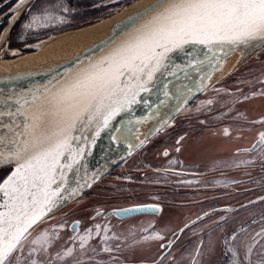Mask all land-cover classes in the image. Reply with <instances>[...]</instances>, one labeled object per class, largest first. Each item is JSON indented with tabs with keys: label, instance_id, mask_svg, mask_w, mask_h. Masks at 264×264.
I'll return each instance as SVG.
<instances>
[{
	"label": "snow or ice",
	"instance_id": "obj_1",
	"mask_svg": "<svg viewBox=\"0 0 264 264\" xmlns=\"http://www.w3.org/2000/svg\"><path fill=\"white\" fill-rule=\"evenodd\" d=\"M24 3L25 0H17L16 7ZM51 18L45 12L42 16H34L32 23ZM140 20L143 22L137 23ZM122 24L128 30L123 40L77 69L59 87H54L50 81L42 90L32 92L31 100L25 99L17 108L16 114L23 116V120L8 129L11 138L0 137V163L15 164L11 175L0 184L4 198L0 203V264H41L32 253L47 252L51 242L48 233L41 231L31 241L38 247H30L27 257L23 241L30 235V229L63 199L65 169L71 170L73 165H78L85 151L83 145L73 142L82 137L87 140L84 133L89 129H94V142L95 136L108 127L114 117L140 103L141 93L156 88L165 73L175 75L174 71L168 72L169 67H178L171 65L170 54L183 52L186 45H193L194 51L195 46L203 47L204 58L189 53L190 62L185 65V68L194 66L195 71L201 72L205 61L210 70L218 67L217 49L227 55L241 44L256 40L264 43V0H152L126 17ZM129 25L134 27L129 29ZM210 74V71L203 72L200 82ZM183 87H187L188 92L192 90L187 85ZM163 95H172L178 102L187 99L179 88L172 93L168 84H164ZM148 118L140 117L137 123ZM257 146L264 160V133L259 134ZM256 235H264V229ZM153 238L160 237L157 234L142 237L143 240ZM80 239L83 249L86 239ZM255 243L253 240V245L247 247L243 261L237 258L233 264L245 261L253 264L251 256ZM160 247L165 246L161 244ZM72 252L69 248L64 256ZM200 255L201 248L197 246L192 264H200L197 259ZM232 255L237 257L235 251ZM258 264H264V257Z\"/></svg>",
	"mask_w": 264,
	"mask_h": 264
},
{
	"label": "flooded vegetation",
	"instance_id": "obj_2",
	"mask_svg": "<svg viewBox=\"0 0 264 264\" xmlns=\"http://www.w3.org/2000/svg\"><path fill=\"white\" fill-rule=\"evenodd\" d=\"M16 3L17 0H0V43L5 41L2 46L10 50L4 59H11L12 49L21 47V43L12 44L10 36L16 23L27 14L22 12L30 9L27 6L12 24ZM119 11L109 10L105 14L113 15ZM34 42L31 41V44ZM19 51L21 54L29 53ZM258 86L264 89V75L254 84V87ZM247 92L234 95L235 100L239 98L237 103L264 98V93L246 95ZM216 102H221L223 107L218 108L217 105L211 112L199 111L202 116L198 119L196 136L199 149L197 164L188 163V160L181 162L182 170L158 172L166 177L162 180L164 184L149 186L143 200L137 195L128 201L120 200V209L146 207L150 210L118 219L122 226L129 224V220L137 223L143 220L148 223L143 228L145 234L146 227L155 231L161 219L164 224L175 221L180 225L170 232L167 230V237L165 232L164 236L159 231L158 234L163 236L161 239H166L156 249L145 246L142 254L135 247L126 248L122 236H129L120 233L119 264H192L197 246L202 253L197 257L200 264H233L237 258L243 261L246 249L253 245V240L256 242L251 256L253 264H258L264 257V235H256L264 229V160L254 163L253 159L261 151L257 145L259 134L264 133V112L258 117H251L247 111H236L234 107L238 104H232L234 100ZM216 140L220 143H212ZM205 159L213 163H204ZM71 225L74 229L78 224L72 222ZM169 242H172L171 247ZM161 244L165 247L161 248ZM232 251L237 253V257H233Z\"/></svg>",
	"mask_w": 264,
	"mask_h": 264
},
{
	"label": "rangeland",
	"instance_id": "obj_3",
	"mask_svg": "<svg viewBox=\"0 0 264 264\" xmlns=\"http://www.w3.org/2000/svg\"><path fill=\"white\" fill-rule=\"evenodd\" d=\"M117 1L120 3L116 4ZM135 1L138 0H36L27 7V9L30 8L29 10L22 12V14H27L23 15V19L16 23V29L14 28L11 33L12 44L16 46L17 43H21L20 48L12 49V58L34 52L36 46L51 37L99 23L114 15H107L106 11H121ZM86 11L90 12L92 19L84 17ZM45 12L52 18L32 23L34 16H42ZM29 24L32 26L26 27ZM31 41L35 42L31 44ZM19 50H26L29 53L21 54ZM1 52L3 59L7 55L6 53L10 54V50L8 51L5 45L2 46ZM263 75L264 47L242 64L235 66L227 76L216 81L202 95L196 97L183 114L172 119L136 154L110 171L77 202L37 227L31 236L23 242L25 245L24 256L29 255L30 247H38V245H32L31 241L41 231H46L51 241L47 252L32 253V257L40 261L41 264H75L77 261L79 264H119L120 233L129 236L127 238L122 236L124 246L129 249L135 247L140 251V254L144 253L145 246L153 249L158 248L159 243L169 234L166 231L170 232L180 224L175 221L164 224L161 219L158 220L160 224L155 227L157 233L154 229L146 227L145 234H143V228L148 224L143 220L139 223L129 220L130 225L124 223L125 225L122 226L120 220L115 217L105 218L103 214L107 211L120 209V200L128 201L134 195L140 196V199L143 200L144 195L147 196L149 186L164 184L162 180L166 177L162 175L163 173L182 170L180 169L181 162L189 160L188 163L197 164L199 149L196 136L198 119L199 116H202L199 111L204 109L211 112L216 109L217 105L218 108H222L221 102L223 101L217 103L218 100H234L235 103H232L233 101L231 103L238 104L234 107L236 111L241 113L247 111L251 117L262 115L264 98H255L240 104L237 103L239 98L235 100L234 95L247 91L246 95L251 92L264 93L262 87H254V84L259 82ZM251 88L253 89L251 90ZM230 97L233 99H229ZM212 143L218 144L220 141L216 140ZM260 156L261 151H258L253 157L254 163L262 160ZM204 163H213V161L205 159ZM5 177L6 175L2 180ZM72 222L78 224L74 229L71 227ZM159 231L162 232V235L166 233V237L161 239L163 236L158 234ZM153 234H157L160 238L142 239L144 236ZM80 237L86 239L83 249L80 248L82 243ZM69 248L73 252L65 257L64 252ZM105 248H108L109 251H104ZM81 252L84 253L83 256H81Z\"/></svg>",
	"mask_w": 264,
	"mask_h": 264
},
{
	"label": "water",
	"instance_id": "obj_4",
	"mask_svg": "<svg viewBox=\"0 0 264 264\" xmlns=\"http://www.w3.org/2000/svg\"><path fill=\"white\" fill-rule=\"evenodd\" d=\"M34 1L36 0H25V3L20 8L16 7L17 3L14 5L12 24L18 19L21 12ZM123 11L124 8L107 18V20L114 18L117 14H122ZM137 11L115 21L105 37L84 48L80 53L69 59L35 70H22L0 76V137L7 136L9 139L11 138L8 129L13 125H19L23 120V116L16 114L17 108L23 105L25 99L31 100L32 92L38 89L42 90L50 81L53 82L54 87H59L77 69L88 64L90 61L96 60L123 40L128 30L124 28L122 21ZM142 22V20L137 21V23ZM132 27L134 25L128 26L129 29ZM10 28H8L6 33L9 32ZM41 44L36 46L35 50H38ZM263 47L264 43L256 40L235 47L227 55L217 49L215 56L220 58L218 67L215 70H210L207 61H205L204 68L201 72L195 71L194 66L185 68V65L190 62L189 53H192L200 59L204 58L205 52L202 46H195L196 50L194 51L193 45H186L183 52L175 51L171 53L170 63L178 67H169L168 72L171 73L174 71L175 75L165 73L160 78L156 88L148 93H141V97L138 98L140 99V103L133 104L130 109L114 117L110 121L109 126L102 128L99 135L95 136L94 142V129H89L84 133L88 137L87 140L82 137L79 141L73 142L74 144L79 143L83 145L85 151L78 165H73L71 170L65 169L67 172V177L65 178L66 183L64 188L61 189L63 199L58 202L56 208L50 214L30 229V234L37 227L48 222L73 203L77 202L96 183L107 176L110 171L136 154L149 140L164 129L172 119L185 111L196 97L202 95L208 88L215 84L217 81L216 76L220 73L228 58L232 55H238L240 57L239 61L235 63V67L242 64ZM208 71L211 73L210 76L200 82L203 72ZM187 77H191V79ZM164 84L169 85V90L172 93H175L177 88H179L187 99H182L178 102L172 95L165 97L163 95ZM185 85L192 89L191 92H188L187 87H183ZM161 101H164V103H161ZM38 103L39 101H37ZM145 116L150 118L137 123L140 117ZM14 167V163H0V172L8 171L6 177L0 184L11 175ZM72 189L77 190L73 192ZM3 199V193L0 192V203H3ZM146 212H150L146 207L116 209L107 212L105 217L113 216L116 219H120Z\"/></svg>",
	"mask_w": 264,
	"mask_h": 264
},
{
	"label": "bare ground",
	"instance_id": "obj_5",
	"mask_svg": "<svg viewBox=\"0 0 264 264\" xmlns=\"http://www.w3.org/2000/svg\"><path fill=\"white\" fill-rule=\"evenodd\" d=\"M150 3H152V0L135 1L130 6L124 8L122 14H117L114 18L103 20L100 23L88 26L86 28L68 31L60 35H56L55 37H51L48 41L41 44L38 47V50L17 58L13 57L11 59H3L1 50L2 44H4L5 41L3 43L1 41L0 76H5L22 70H35L69 59L70 57L80 53L84 48L98 42L103 37H105L109 33V30L115 21L122 19L124 16L133 13L134 11L142 9L145 5ZM5 37L4 40H6ZM239 58L240 57L238 55H232L227 59L224 67L216 76L217 81H220L232 71L235 63L239 61ZM185 111L181 112L180 114H183ZM33 232L34 230L32 233ZM31 234L27 237V239L31 236Z\"/></svg>",
	"mask_w": 264,
	"mask_h": 264
},
{
	"label": "trees",
	"instance_id": "obj_6",
	"mask_svg": "<svg viewBox=\"0 0 264 264\" xmlns=\"http://www.w3.org/2000/svg\"><path fill=\"white\" fill-rule=\"evenodd\" d=\"M130 2V1H129ZM121 5H123V4H121ZM92 12V11H91ZM85 18H89V19H92V16H91V14H90V12H88V11H86L85 12V16H84ZM24 51H26V50H24ZM7 171H5V172H1L0 174V182H1V180H2V178L5 176V175H7Z\"/></svg>",
	"mask_w": 264,
	"mask_h": 264
}]
</instances>
